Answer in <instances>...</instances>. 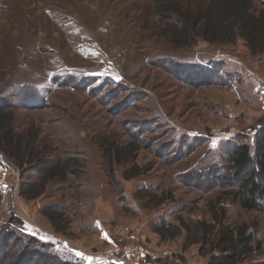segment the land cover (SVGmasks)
<instances>
[{
    "label": "rangeland",
    "instance_id": "374dc122",
    "mask_svg": "<svg viewBox=\"0 0 264 264\" xmlns=\"http://www.w3.org/2000/svg\"><path fill=\"white\" fill-rule=\"evenodd\" d=\"M161 1L0 0V105L18 106L17 129L34 126L41 142L56 147L50 160L72 158L82 164L68 185L49 188L35 201L20 195L23 186L38 181L34 164H24V172L0 167V241L19 219L25 232L46 244L44 250L71 264H211L198 246L188 247L185 231L174 239L159 234L162 224H176L178 215L188 221L209 219L210 193L192 190L177 177L202 153L174 163L163 158V142L152 143L144 134L137 169L128 167L140 177L127 180L122 168L109 175L100 141L134 142L131 121L155 112L183 133L208 135L210 149L231 136L255 134L264 129V56L251 55L242 40L234 46L199 42L174 48L159 38L166 24L157 13ZM211 58L235 62L245 86L239 92L192 88L181 81L178 66L167 64ZM94 78L101 84L122 83L137 101L127 105L129 91L108 101L111 86L100 96L104 101L60 90L63 84L71 88ZM43 100L49 104L45 109H26ZM149 196L167 201L152 207ZM46 213L60 218L50 221ZM230 221L247 223L252 232L257 228L263 252L254 264H264V212L235 209ZM13 243L10 253H15ZM91 253L111 261L93 260Z\"/></svg>",
    "mask_w": 264,
    "mask_h": 264
},
{
    "label": "trees",
    "instance_id": "16d2710c",
    "mask_svg": "<svg viewBox=\"0 0 264 264\" xmlns=\"http://www.w3.org/2000/svg\"><path fill=\"white\" fill-rule=\"evenodd\" d=\"M156 7L158 15L165 18L166 23L159 38L167 40L174 48L194 46L199 42L210 46H234L242 40L251 55L264 56V0H162ZM190 60L167 62L180 68V79L187 86H215L235 92L245 86L244 78L234 66L235 62L226 58ZM188 74L193 76L192 79ZM96 79H85L71 88L63 84L60 90L85 93L95 100L104 101L100 96L104 94V89L111 86L113 94H106L108 101L126 91L131 95L126 101L127 105L137 101V97L132 96L134 91L128 90L122 83L101 84ZM92 86L94 88L90 90ZM38 103L26 109L39 111L49 106L44 100ZM16 108L18 106L0 105V167L8 166V169L12 167L21 172L24 164H34L38 181L23 186L20 195L27 201H35L46 196L49 188L68 185L70 176L79 175L82 164L72 158L50 160L56 147L49 148L47 142H41L39 130L34 126H30L26 132L18 130ZM129 126L134 142L120 144L110 138L100 141L110 176L115 177V169L122 168L125 179L140 177V171L130 174L128 167L132 171L137 169L136 160L144 147V134L151 136L147 140L152 143L163 142V158L170 157L174 163L202 153L198 156V162L189 170L177 174V177L192 190L210 193L209 219L188 221L178 215L176 224H162L159 230L161 237L174 239L185 231L188 247L198 246L201 255L210 257L211 264H254L259 253L263 252V246L256 240L257 228L252 232L247 223L234 224L230 221V215L235 209L240 212H264V129L251 136H231L210 149L208 135L183 133L157 112L145 120L131 121ZM193 170L197 171L188 175ZM164 201L167 200L159 196L147 198L148 205L152 207L162 206ZM1 202L0 190V205ZM52 215L46 213L50 221L60 218L59 214ZM23 226L19 219L10 224L14 230L10 235L4 234L0 241V264L13 255L12 264H71L44 250L41 245L46 244L25 232ZM10 228L7 233L11 232ZM11 240L14 242L12 251L16 254L8 252Z\"/></svg>",
    "mask_w": 264,
    "mask_h": 264
},
{
    "label": "built area",
    "instance_id": "2783aa9c",
    "mask_svg": "<svg viewBox=\"0 0 264 264\" xmlns=\"http://www.w3.org/2000/svg\"><path fill=\"white\" fill-rule=\"evenodd\" d=\"M58 239H60L62 243H63V242H66L63 238H59V237H58ZM89 256H91V257L93 258V260H95V259H100V258H105L107 261H111V260H109V259H108L105 255H103V254H94V253H91ZM92 262H93V261H92ZM117 264H127V262L122 260V263L117 262Z\"/></svg>",
    "mask_w": 264,
    "mask_h": 264
}]
</instances>
